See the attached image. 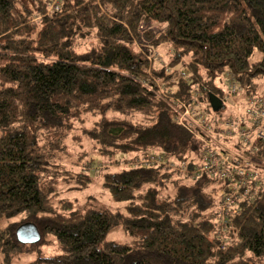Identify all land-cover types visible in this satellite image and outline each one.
I'll use <instances>...</instances> for the list:
<instances>
[{"label":"trees","instance_id":"trees-1","mask_svg":"<svg viewBox=\"0 0 264 264\" xmlns=\"http://www.w3.org/2000/svg\"><path fill=\"white\" fill-rule=\"evenodd\" d=\"M49 1L0 0V219L15 218L0 226V264L53 240L55 253L30 264H262L261 165L251 166L255 178L220 213L218 195L223 202L231 193L228 180L210 172L191 180V172L166 163L102 173L103 187L122 203L116 210L87 206L66 214L72 202L57 196L62 184L85 188L91 181L62 160L66 139L86 138L115 162L117 154L162 151L177 163L198 148L174 122L172 107L143 81L151 49L171 46L169 63L153 73L186 71L175 94L186 99L197 88L208 110L210 93L225 98L216 84L225 71L244 94H258L264 0H60L59 10L46 14ZM215 113L208 118L213 123L220 119ZM75 129L81 134L73 135ZM238 146L264 164V142ZM92 161L82 162L84 171ZM25 223L35 225L38 242L19 241ZM116 227L128 242L106 239Z\"/></svg>","mask_w":264,"mask_h":264},{"label":"rangeland","instance_id":"rangeland-1","mask_svg":"<svg viewBox=\"0 0 264 264\" xmlns=\"http://www.w3.org/2000/svg\"><path fill=\"white\" fill-rule=\"evenodd\" d=\"M40 20V19H39ZM37 20V21H39ZM86 44V43H84ZM137 48L144 53L145 51L142 49L140 44L137 45ZM172 53L171 46L168 44H163L157 48H153L150 50L149 53H144L145 58H147L149 66H147V76L143 79L146 85H150L151 88H153L155 94L157 97L162 98L165 102H167L173 109V120L175 122L176 116L181 114L180 109L182 108L180 105H177L178 100L181 102L193 103V108L195 109V112H199L207 116L208 118L213 116L215 112L208 110L205 106H203L199 101V92L196 90H193V95L191 97H188L186 99H182L181 97L177 96L175 94V88L178 86L180 82H178L179 77L181 79L186 80L185 78H188V73L186 71L185 77H183V71L178 72L177 74H174L171 68H165L164 76L159 77L153 73L156 70H160L161 68L165 67L169 63V56ZM180 74V76H179ZM231 74L230 72H224L221 74V76L216 80V84L223 90H227V86L225 84V80L228 77V75ZM233 76V75H232ZM234 77V76H233ZM238 83V82H237ZM184 84L186 81H184ZM258 89L257 93L258 95L264 93V77H260L257 79ZM238 85H240L238 83ZM159 89V90H157ZM243 90H238V94L234 97V101H238L237 107L229 104L232 107H230L227 103H223L220 111L216 114L219 118H224L225 116H233L236 117V115H244L245 109H246V103L244 101V98H242L241 94H244L242 92ZM205 107V108H204ZM126 117V114L120 113V112H109L107 114V117ZM176 123V122H175ZM178 124V123H177ZM90 125V122L88 123ZM180 125V124H179ZM181 126V125H180ZM183 127V126H182ZM80 129H75L73 131V135H80L81 132ZM72 135V136H73ZM69 138V137H68ZM195 138V137H194ZM250 144L248 145V148H253V145L256 143H262L264 140H260L255 136L254 132L250 133ZM196 139V138H195ZM73 140V141H72ZM197 146L195 150L191 152V155L189 156L188 160H182L179 162H174L176 164H180L181 166H185L189 170H192L194 166L200 167L203 162L202 154H204V151H202L203 147L202 144L199 142L198 139ZM65 152L63 154L62 160L67 165L68 168L72 169L74 172H85L91 177V181L88 183V185L85 188H77L75 183H71L68 185L60 186L59 189V196H57V199H67L72 202L71 208L67 209L65 211L66 214L78 212L82 210L83 208L87 206H94L100 209H111L116 210L117 208H120L122 206V203H117L113 201L109 195V193L106 191V189L102 185V173L107 171H116L121 168L128 167L131 165L133 161L136 159L135 156H128L123 157L121 154H117L115 157H119V162H115L113 158H106L101 157L97 154L95 147L92 148V143L86 139L82 138L81 140L77 141L76 138L73 137L66 139L65 142ZM84 152H87V154L84 155ZM162 152V151H161ZM81 156V157H80ZM250 160L253 164L256 166H262L260 168V171L264 174V164L261 160L257 159L254 155L249 156ZM92 159V167L88 168L87 170L84 165H82V162H85L86 160ZM192 160V161H191ZM193 162L189 167V163ZM77 163V164H76ZM167 164V163H166ZM254 165V166H255ZM169 170H175L176 172L180 173L181 171L177 170L176 168L167 167ZM257 168V167H256ZM187 171H185L186 173ZM192 172V171H189ZM202 173V172H201ZM193 177H191V180H196L202 176L196 175L195 173H191ZM195 175V176H194ZM214 186V185H213ZM223 202L221 201L219 195L218 200H220L221 205L217 206V210L223 212L226 209V205H224V196L222 197ZM219 202V203H220ZM222 206H224L222 208ZM14 219H6L2 218L0 219V226L4 227L8 222L14 221ZM106 239L110 241H117V242H128L130 240L129 236L126 234V232L123 230L122 227H116L112 230H110L107 235ZM54 240L50 242V245H46L41 247L39 250H36L32 253L27 254H19L13 257L10 264H30L33 260H35L39 255L44 254H54ZM264 264V261L263 263Z\"/></svg>","mask_w":264,"mask_h":264},{"label":"built area","instance_id":"built-area-1","mask_svg":"<svg viewBox=\"0 0 264 264\" xmlns=\"http://www.w3.org/2000/svg\"><path fill=\"white\" fill-rule=\"evenodd\" d=\"M59 8L60 0H50L46 14L58 11ZM39 19H41L40 16H35L33 20L37 21ZM182 73L185 77V73ZM186 82L189 83V81ZM195 90L197 91V88ZM238 90H240V86H238L232 74H229L223 103L237 107L238 101H234V97L238 94ZM241 95L246 103L245 114L236 115V117L225 116L220 118L217 123H213L204 114L195 112L193 103L186 104L178 100L177 105L182 108L180 109L181 114L178 113L175 122L187 129L202 144L204 154H202L203 162L200 167L194 166L192 170H189L188 166L186 168L172 161H167V156L163 152H149L142 156H136L135 161L129 166L148 168L155 164L167 163L169 167L176 168L181 172L192 171L196 175L204 172L216 174L230 182L231 193L225 195L224 205H226V209L233 206L234 194L237 195L241 187H249L247 180L255 178V173L251 167L254 164L249 158L239 153L238 145L243 150L248 149L251 132H254L259 140H264V94ZM234 145H237V147L233 148ZM261 184L260 180L256 181V185ZM245 192H248V189Z\"/></svg>","mask_w":264,"mask_h":264},{"label":"water","instance_id":"water-1","mask_svg":"<svg viewBox=\"0 0 264 264\" xmlns=\"http://www.w3.org/2000/svg\"><path fill=\"white\" fill-rule=\"evenodd\" d=\"M209 104L214 112H218L223 105V100L217 95L210 93ZM17 237L23 243H36L40 238L38 230L32 223L21 225L17 230Z\"/></svg>","mask_w":264,"mask_h":264}]
</instances>
